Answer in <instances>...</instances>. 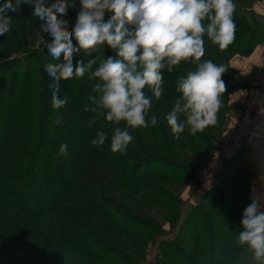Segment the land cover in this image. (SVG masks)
Wrapping results in <instances>:
<instances>
[{"label": "rangeland", "instance_id": "374dc122", "mask_svg": "<svg viewBox=\"0 0 264 264\" xmlns=\"http://www.w3.org/2000/svg\"><path fill=\"white\" fill-rule=\"evenodd\" d=\"M54 2L55 0H46L48 6ZM74 2L76 7L69 8L64 17L69 21V30L74 27L79 11V0ZM234 3L236 32L244 31L236 51L241 53L246 50L245 42L248 39L254 40V35H264V13L260 9L264 7V0H234ZM31 11L33 12L32 6ZM17 15L21 16L22 13H16ZM110 15L111 13H106L105 21ZM41 23L34 16L28 21L24 35H20L24 41L21 47L17 46L19 42L12 36L8 39L3 37V41L13 46L15 51L8 60H2L0 67V264H37L33 262L39 260L41 252L49 255L52 251L54 254L65 255V264H76L77 259L81 258L83 251L73 250L69 241L57 233L61 214L54 215L51 208L72 190L73 160L86 147L95 148L105 157L122 155L124 159L116 160L122 168V183L129 190H134L148 208L141 212H129V215L121 214L117 209L110 208V203L100 207L103 199L98 194L90 193L86 197L89 198L87 204L96 211H106L109 223L117 222V231L122 237V246L118 248L123 256L109 253L110 255H103L104 261L101 263H95L92 259L88 263L168 264L171 260L178 261L177 252L187 248L185 242L182 243L179 239L193 238L184 231V219L199 202L203 190L209 188L206 181H201V176H207L214 167L216 157L213 159V155L219 148L218 144L228 143L225 131L229 118L221 128L216 124L209 131L208 128L203 131L204 138L205 132H210V143L198 142L199 133L196 134L197 141H191V134L188 140L187 130L177 138L165 120L173 104L160 99L162 105L168 107L167 113L159 107L154 109L156 105L153 104L158 100L153 97L150 115L155 114L159 124L137 130L144 137L157 142L159 150L166 157V163L146 164L135 176L137 167L134 166L137 160L149 157L150 153L143 155L140 151L132 150L113 153L109 140L102 147L91 145L96 131L105 130L101 126L106 121L101 117L92 128L87 126V122L95 114L84 112L83 109L85 105L91 106L88 97L94 94L92 87L96 82L90 80L88 74L82 78L62 80L58 94L68 102L62 109L53 108L50 88L53 81L45 73L44 66L58 61H54L48 53L46 42H50L52 38L47 33H41ZM73 44L76 45L74 38ZM205 44H211L207 37ZM219 51L216 46L212 61L217 64H221L216 58ZM95 55L100 54L93 53L91 57H86L81 51L74 57V63L77 60H84L86 63L87 59ZM104 55L115 57V52L105 46ZM98 64L99 60L93 70ZM193 66L182 62L174 69L171 79L177 84V78L185 75ZM223 75L238 81L243 79L233 72L226 71ZM144 91L152 96L147 87ZM229 109L232 112L234 106ZM58 117L62 121L60 125L55 124ZM111 126L113 125L106 129L108 136L113 129ZM130 131L134 136L130 145L132 149H136V142H139L136 130ZM64 143L68 145L67 155L60 154V146ZM247 144L252 146V143ZM209 161L213 163L209 164ZM172 162L174 164L170 165ZM252 163L253 157L246 159V167L249 164L252 166ZM249 168L250 173L246 176L240 173L234 176L235 188L239 189L240 195L250 193L248 182L250 176H254L251 173L254 168ZM132 170L135 171L134 174L128 177V172L131 173ZM238 201L241 203L240 198ZM13 220L15 223L10 225ZM192 228L197 230V227ZM83 234H89V230H84ZM94 239L95 237H90L80 240L84 248H92L91 242Z\"/></svg>", "mask_w": 264, "mask_h": 264}, {"label": "clouds", "instance_id": "9594fccd", "mask_svg": "<svg viewBox=\"0 0 264 264\" xmlns=\"http://www.w3.org/2000/svg\"><path fill=\"white\" fill-rule=\"evenodd\" d=\"M22 4L33 7L32 15L39 19L41 33L52 39L46 42L49 55L57 63H47L44 71L52 79V106L62 109L66 98L59 96V84L88 74L95 80L90 105L83 111L95 115L87 122L92 128L103 117L113 125L110 150L125 153L133 142L130 130L156 126L159 120L150 115L153 97L164 94L163 71L172 73L182 62L193 69L177 78L175 91L179 94L165 120L170 131L179 138L186 130L191 135L202 133L219 120L226 84L222 79L227 67L203 60L205 37L220 50L233 43L236 33L234 0H79L74 27L64 17L74 0H5L0 5V37L12 30L13 17ZM106 13H111L105 21ZM73 38L76 45L73 44ZM112 49L115 57L105 56L104 48ZM83 51L86 57H74ZM62 58V59H61ZM98 66L93 70V66ZM152 93L149 96L145 88ZM62 123L58 117L56 125ZM124 125L123 127L121 125ZM108 133L98 130L91 140L102 147ZM68 145L60 146L67 155ZM252 202L244 209L237 243L251 254L252 264H264V193L254 190Z\"/></svg>", "mask_w": 264, "mask_h": 264}, {"label": "trees", "instance_id": "16d2710c", "mask_svg": "<svg viewBox=\"0 0 264 264\" xmlns=\"http://www.w3.org/2000/svg\"><path fill=\"white\" fill-rule=\"evenodd\" d=\"M4 2L5 0L0 5ZM16 13H22V15L16 16ZM7 14L13 17L12 30L5 36L0 37V67L2 60H8L15 51L13 46L3 41V37L8 39L9 36H12L14 40L19 42L17 46L21 47L24 41L20 35H24L28 21L33 17L31 6L27 4H22L18 12L9 11ZM242 34H244V31L236 32L233 43L228 48L220 50L218 56L216 55L221 64L227 67V72L235 73L229 69L228 64L230 58L238 53L236 52L238 50L237 46ZM254 36H256L254 40L248 39L245 42L246 50L244 49L240 54H247L256 43L264 42V35ZM204 46L205 55L202 59L212 60L216 46L212 43L205 44ZM173 73H168L166 69L163 71L164 94L161 99L170 104H174L179 96L175 91L177 84L171 79ZM222 79L226 84V91L222 97L223 107L218 114L219 120L217 125L220 128L225 125L227 119L226 112L233 106L227 102L228 92L247 85L243 80L238 81L231 76L227 77L223 75ZM153 105H156L154 109L159 107L160 109H164L166 113L168 111V107L162 105L161 100L156 101ZM108 127H105V130H101L106 132ZM212 128V126H209L208 131ZM203 133H199L198 142L210 143V132H205L206 141ZM111 135L112 131L109 135V143ZM136 135L139 140L138 143L136 142V149H132L131 145H129L127 150L140 151L143 155L150 153V156L141 161L137 160L136 166H134V168L137 167L135 176L138 170L146 164L155 162L166 163V157L159 150L158 144L154 139L151 140L144 137L137 129ZM187 137L189 140V133H187ZM196 137V135H191V141H197ZM244 145V148L250 147L247 143ZM101 154L95 148L86 147L74 157L71 169L73 188L64 199L58 201L55 207L51 208V212L54 215L55 213L61 214V217L58 219L57 233L63 236L67 242L69 241L68 244L72 246L73 250L76 252L83 251L81 258L77 259L76 264H89V259H92L95 263H101V261H104L103 255L117 253L120 257L123 256L122 251L118 248L122 246V237L117 231L119 230L117 222L113 223L111 221L109 223L106 211L101 210V213L87 204V199L89 198L86 197L90 193L98 194L99 198L103 199L100 207L106 203H110V208L117 209V212L121 214L125 213L129 215V212H141L142 209H148L142 203L141 197L134 190L126 188L122 183V168L117 164L116 160L124 159V157L122 155L115 156L114 154L110 157H105ZM173 164L174 162L170 163V165ZM235 164L236 166L233 167L236 169H232L228 166V163L226 164L225 170L218 177L216 184L203 190L204 192L201 193L199 202L186 215L184 219L186 228H184V231L187 236L192 235L193 238L191 240L179 239L180 242H185L187 248L181 252H177L178 261L171 260L168 264H252L251 254L247 253L237 243L238 234L240 231H243L241 225L243 211L250 204V201L247 193L240 195L239 189L235 188L236 179L234 176L238 173L242 174V168H239L241 163H238V159ZM133 171L131 173L128 172V177L130 174H134L135 171ZM239 198L241 203L238 201ZM238 209L240 210L238 211ZM14 223L15 221L13 220L9 224L12 225ZM202 223H204V226H202ZM193 226L197 227V230L192 228ZM84 230H89V234H83ZM90 237H95L91 242L92 248L89 246L84 248L80 239ZM38 259L33 263L65 264V255L54 254V251L49 255L41 252Z\"/></svg>", "mask_w": 264, "mask_h": 264}, {"label": "crops", "instance_id": "0c3cea01", "mask_svg": "<svg viewBox=\"0 0 264 264\" xmlns=\"http://www.w3.org/2000/svg\"><path fill=\"white\" fill-rule=\"evenodd\" d=\"M260 9L264 13V7ZM228 66L231 71H234L243 78L241 80L247 84L245 86L248 88L261 86L264 80V42L256 43L247 54L236 53L229 60ZM247 87L234 89L228 92L227 102L234 106L232 112H226L227 119L229 118L228 125L239 116L242 110V104L247 98ZM218 146L219 148L213 155V159L216 157L214 167L208 172L207 176H201V181H206L209 187H211L216 184L218 177L223 173L222 171L225 169L227 163L230 168L236 169L234 167L238 159V163H241L239 168H242V175L246 176V174L250 173L249 167L254 168V171L251 173L255 177L250 176L248 182V190L250 192L248 195L249 201L252 202L251 198L254 190L258 193H264V117L256 129L252 146L250 145V147H254L253 150H251L250 147L244 148L245 145L243 143L233 146L228 143H222L218 144ZM249 157H253V163L252 166L249 164L246 167V159ZM227 160L228 162H226ZM212 163L211 161L209 164ZM262 203H264V201H262Z\"/></svg>", "mask_w": 264, "mask_h": 264}, {"label": "built area", "instance_id": "2783aa9c", "mask_svg": "<svg viewBox=\"0 0 264 264\" xmlns=\"http://www.w3.org/2000/svg\"><path fill=\"white\" fill-rule=\"evenodd\" d=\"M246 93L247 98L239 116L228 125L225 131L228 144L252 143L256 129L263 120L264 80L261 86L247 88Z\"/></svg>", "mask_w": 264, "mask_h": 264}]
</instances>
